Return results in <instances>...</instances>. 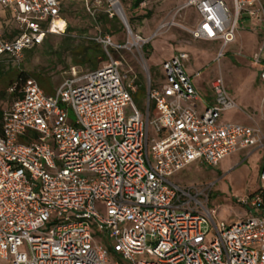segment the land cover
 Instances as JSON below:
<instances>
[{
  "label": "built area",
  "instance_id": "2783aa9c",
  "mask_svg": "<svg viewBox=\"0 0 264 264\" xmlns=\"http://www.w3.org/2000/svg\"><path fill=\"white\" fill-rule=\"evenodd\" d=\"M186 9L199 15L192 37L223 48L235 41L242 18H262L259 0H185L179 11ZM61 11V0H0V64H20L48 35L65 34ZM98 42L107 63L73 68L54 94L32 76L7 89L13 100L0 133V258L9 264H264V162L260 188L241 201L249 217L229 225L209 207L212 186L171 180L191 165L215 167L239 151L264 149L260 128L222 120L239 107L224 78L211 82L208 102L193 81L199 72L186 70L187 52L165 60L156 83L144 66V116L132 97L135 79L126 82L110 52L125 47L109 35ZM138 42L148 40L138 36ZM263 52L264 44L256 57L264 82Z\"/></svg>",
  "mask_w": 264,
  "mask_h": 264
},
{
  "label": "rangeland",
  "instance_id": "374dc122",
  "mask_svg": "<svg viewBox=\"0 0 264 264\" xmlns=\"http://www.w3.org/2000/svg\"><path fill=\"white\" fill-rule=\"evenodd\" d=\"M61 1L69 30L67 28L65 34L49 35L47 44L26 50L20 64L11 61L1 63L0 91H6L24 72L34 77L46 94H54L57 86L71 75L73 68L78 72L92 69L88 63H74L79 60L78 54L87 41L98 42L100 36L109 35L115 45L125 47L119 50L111 47L110 52L113 59L122 63L121 72L126 75V82L135 79L137 91L132 97L144 116L148 112L144 66L149 67L156 83L162 74L164 61L184 51L190 57L187 72L200 74L193 81L204 101H211V82L219 75L224 78L239 107L223 113L222 120L251 125L264 132V82L260 78V66L256 64V57L264 44V0H259L262 18H242L235 41L225 48L221 42L192 37L190 30L197 26L199 15L193 9L179 11L185 0H146L137 10L131 8L133 0H119L131 32L118 16V19H112L116 12L110 0ZM226 1L232 5V0ZM148 13L151 14L149 17L146 16ZM138 36L148 42L133 44ZM260 57L264 58V52ZM108 60V57L101 59L98 54V67ZM8 103L7 98L1 99L0 109ZM125 112L127 117L130 107ZM149 112L151 117L155 116L151 110ZM70 117H74L72 110ZM263 162L264 149L244 150L225 158L215 167L191 165L177 172L171 180L183 187L212 186L209 207L216 210L218 222L229 225L249 217V207L241 201L260 188ZM0 264H9V261L0 258Z\"/></svg>",
  "mask_w": 264,
  "mask_h": 264
},
{
  "label": "trees",
  "instance_id": "16d2710c",
  "mask_svg": "<svg viewBox=\"0 0 264 264\" xmlns=\"http://www.w3.org/2000/svg\"><path fill=\"white\" fill-rule=\"evenodd\" d=\"M145 1L146 0H133L132 1V4H131L132 10L139 9L140 6H141V4L143 2H145ZM61 13H62V16L64 17L63 10L61 11ZM150 15L151 14L148 13L146 16L149 17ZM105 19H106V17H105ZM112 19H118L117 15H114L112 17ZM68 30H69V28H68ZM48 36L46 37L43 45L44 44H47V42H48V39H47ZM98 54L101 55V59L107 58V54L102 49V45L100 43L94 41V40H89V41H87V45L86 46H83V49L81 50V52H79V54H78L80 56L79 60L74 61V63L75 64H81V65H85L86 63H88V64L91 65L92 69H96V68H98V61H97ZM27 76H30V75H28L27 73H24L23 72V74L19 77V79L24 80ZM6 92H7V90L6 91H0V100L3 99L4 97L6 98ZM12 100H13V98L12 99L11 98L10 99H7V102H9V103L7 104L6 107H8L10 105V103H11ZM5 108H1L0 109V133L2 131V116H3V112H4V109ZM150 110H151V112H153L154 114H156L155 106L152 103L150 105Z\"/></svg>",
  "mask_w": 264,
  "mask_h": 264
},
{
  "label": "bare ground",
  "instance_id": "6f19581e",
  "mask_svg": "<svg viewBox=\"0 0 264 264\" xmlns=\"http://www.w3.org/2000/svg\"><path fill=\"white\" fill-rule=\"evenodd\" d=\"M110 2L112 3L114 9L117 10V12H120L121 14L124 13V10L122 9L120 5L119 0H110ZM133 44H138V40L137 41L135 40Z\"/></svg>",
  "mask_w": 264,
  "mask_h": 264
},
{
  "label": "water",
  "instance_id": "95a60500",
  "mask_svg": "<svg viewBox=\"0 0 264 264\" xmlns=\"http://www.w3.org/2000/svg\"><path fill=\"white\" fill-rule=\"evenodd\" d=\"M115 14H113V15H117L121 20H122V22L124 23V25H125V27L127 28V30L128 31H131V29H130V26H129V23H128V20H127V18H126V15L123 13V14H121L120 12H117V10H115Z\"/></svg>",
  "mask_w": 264,
  "mask_h": 264
},
{
  "label": "crops",
  "instance_id": "0c3cea01",
  "mask_svg": "<svg viewBox=\"0 0 264 264\" xmlns=\"http://www.w3.org/2000/svg\"><path fill=\"white\" fill-rule=\"evenodd\" d=\"M263 60H264V58H263ZM225 114V113H224ZM235 123H238V122H235Z\"/></svg>",
  "mask_w": 264,
  "mask_h": 264
}]
</instances>
